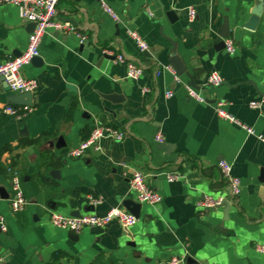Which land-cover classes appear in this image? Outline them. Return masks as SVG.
<instances>
[{
    "label": "crops",
    "instance_id": "1",
    "mask_svg": "<svg viewBox=\"0 0 264 264\" xmlns=\"http://www.w3.org/2000/svg\"><path fill=\"white\" fill-rule=\"evenodd\" d=\"M259 6L255 27L246 28ZM169 10L176 15L173 22ZM56 15L87 41L45 33L40 62L21 69L23 77L37 82L32 111L21 121L0 118V216L6 224L0 231V264H165L188 255L201 264H264V254L254 249L264 243V142L258 138L264 137V105H249L264 104V0H59ZM225 22L231 54L218 46ZM32 29L16 6L0 4V62L23 52ZM130 31L147 43L146 50L138 48ZM115 54L141 66L142 76L127 78ZM175 54L185 67L179 81L165 69ZM212 71L223 79L217 87L205 85ZM190 83L201 88L207 102L187 97L184 84ZM167 91L172 95L165 96ZM12 94L0 83V109ZM216 100L226 101V111L254 133L220 118ZM94 124L121 129L126 136L102 139L100 152L66 157ZM157 132L163 143L155 140ZM221 160L240 179L237 196L230 195L217 165ZM9 168L22 183L26 205L21 211L10 208ZM134 169L162 200L141 203L133 226L114 220L86 228L72 240L70 232L50 223L51 212L104 215L124 208L126 199L138 202L128 183ZM172 172L181 178L169 182L166 174ZM206 196L230 202L226 219L223 207L200 205ZM89 197L101 202L93 205ZM84 205L92 211H83Z\"/></svg>",
    "mask_w": 264,
    "mask_h": 264
},
{
    "label": "built area",
    "instance_id": "2",
    "mask_svg": "<svg viewBox=\"0 0 264 264\" xmlns=\"http://www.w3.org/2000/svg\"><path fill=\"white\" fill-rule=\"evenodd\" d=\"M59 0H0V4H11L18 8L19 16L29 22L34 23L32 31L28 35V43L23 52L14 58L7 59L0 62V83H4L5 86L16 94L31 92L33 93L37 89V82L34 79L23 77L21 69L28 64L32 58L39 55V45L42 37L49 30H54L66 35H74L78 38L80 43L87 41L86 34L79 32L76 27L70 21L60 20L56 15V6ZM101 6L104 11L111 16L113 20H117V15L113 10L104 2L101 1ZM189 19L193 20L195 11L190 8L188 10ZM130 37L141 51L148 48L147 43L134 31L129 32ZM224 46L228 53L234 52V47L230 39H224ZM104 54L111 55L108 50H102ZM114 60L118 63H124L126 66V77L132 80H136L143 74V68L136 65L132 61L126 59L121 54H115ZM165 69L169 71L176 81H179L178 75L171 65H166ZM223 83V79L216 71H212L208 74L205 85L210 87H217ZM184 89L188 98L200 103L207 102V98L203 95L201 88H196L190 84H184ZM144 93L148 92L147 87H143ZM172 92H165V96H171ZM228 103L224 100H216L213 104L216 114L225 120L234 122L244 128L248 133H254L252 128L246 127L241 124L234 116L229 114L225 107ZM250 107L260 108L262 102L251 101ZM32 108L29 106L17 107L16 105L7 104L0 109V118L13 117L16 120H23L26 118ZM126 136V133L121 129H116L110 126H104L100 124H94L88 137L80 141L76 146L70 147L66 151V157L79 159L87 155L89 152H100V141L102 139H110L113 141H120ZM258 138L264 142V137L258 136ZM155 140L158 143H163L164 138L161 132H157ZM218 167L222 173V176L228 183L230 195L237 196L241 191V182L238 177L232 174V166L227 161H219ZM11 174L10 189V208L12 211H21L26 205V199L24 197L22 183L20 177L11 168L8 169ZM166 178L169 182L179 180L181 175L172 172L167 173ZM129 188L134 193L136 200L139 203H145L149 205L159 204L162 200V196L154 189H152L146 181V176L139 170L134 169L129 177ZM89 202L93 205H97L101 202L100 198L89 197ZM223 200L222 196L212 197L206 196L200 203L203 208H216L221 205ZM119 222L125 228L133 226L137 219L122 207H114L108 210L104 215H97L95 213L87 212L79 216H64L56 212H51L49 216L50 223L56 227L73 234H79L86 228L104 227L110 224L112 221ZM6 230V224L4 218L0 216V231ZM255 251L264 254V243H257L254 245ZM184 256H174L170 258L165 264H183Z\"/></svg>",
    "mask_w": 264,
    "mask_h": 264
},
{
    "label": "water",
    "instance_id": "3",
    "mask_svg": "<svg viewBox=\"0 0 264 264\" xmlns=\"http://www.w3.org/2000/svg\"><path fill=\"white\" fill-rule=\"evenodd\" d=\"M260 1H262V0H260ZM260 7L261 6L256 7L255 9H253L251 11L252 15L250 16L249 20L244 24V26L246 28L253 29L255 27L258 16L261 15ZM166 16L171 22L176 20V17H175L176 15L174 14V11H172V10L167 11ZM31 25L34 27V23H31ZM228 35H229L228 25L225 22L222 26V31L220 34V36L223 38V40L218 44V46L224 47V39L227 38ZM174 50L175 49H174V46L172 44V48L170 51L175 53ZM168 60H169L170 65L175 70V73L177 75H182L185 73V67H184L183 63L181 62L180 58L177 56V54L170 57ZM31 61L40 62V59L38 58V56H36V57L32 58ZM190 85L194 86L193 83H190ZM33 100H34V96L31 92L12 94L8 97V102H9V104H12V105H24V106L30 107L33 105ZM159 148H163V145H159ZM123 206L136 219L139 217L141 203L135 202L131 199H126L123 201ZM220 206L224 208V215H225V219H226V214H227L228 209L230 207V202L227 199H223ZM92 209H93L92 206H88V205H84L82 207L83 211H92ZM72 215L79 216L80 210H75ZM69 236H70V239H72V240H76L78 237L77 234H73L71 232L69 233ZM183 264H201V263H199L195 258H193V256L188 255L184 258Z\"/></svg>",
    "mask_w": 264,
    "mask_h": 264
}]
</instances>
